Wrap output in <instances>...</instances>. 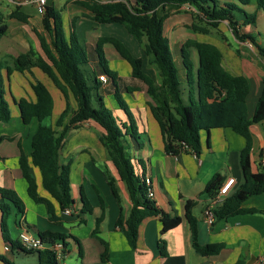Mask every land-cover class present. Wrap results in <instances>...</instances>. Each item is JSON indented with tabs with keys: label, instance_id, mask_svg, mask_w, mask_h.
<instances>
[{
	"label": "trees",
	"instance_id": "1",
	"mask_svg": "<svg viewBox=\"0 0 264 264\" xmlns=\"http://www.w3.org/2000/svg\"><path fill=\"white\" fill-rule=\"evenodd\" d=\"M74 4L87 11L90 19L97 24L124 27L127 33L142 45L148 65L158 72L161 80L159 83L144 71L145 59L134 56L126 44L116 37H100L97 53L103 62L104 46L112 45L131 66L132 76L147 85L148 94L152 99L148 107L159 124L165 151L168 154L178 156L182 152L190 151L200 156L201 132L212 129L230 128L245 140V146L240 152L243 183L232 196L215 209L216 221L261 213L256 209L244 208L243 203L254 196L264 194V162L258 163L255 170L254 136L251 131V127L256 124H262L264 131V79L254 114L250 118L247 107L251 88L250 79L244 75L235 76L226 70L222 64L223 54L216 45L189 39L180 50L182 66L186 73V81L182 83L179 69L174 61L171 42L165 36V23L169 17V9L190 8L197 17L202 18L214 29H218L222 22H227L233 37L239 42L251 41L264 60V42L259 43L253 34L241 31L243 26L256 27L258 11L264 12V0H75ZM251 5L256 7L254 12L246 9ZM20 9V6L17 7L9 17L28 23L30 16ZM61 12L54 5L45 7L42 22L45 32L51 37V43L44 35L38 34L45 58L31 49L12 58V68H8V77L12 69L21 73L27 71L32 76L33 68L40 69L57 88L65 103L55 127L45 125L44 122L53 116L55 101L48 87L33 76L35 81L32 83V90L35 101L21 99L17 103L25 124H29L33 119L39 122L32 138V158L41 172L43 187L58 203L61 212L72 209L74 199L71 194L70 168L61 165L60 152L71 129L77 128L78 124L83 122L95 124L101 130L100 140L107 150L117 176L116 178L107 175L112 191L120 200L116 188V179H119L126 185L131 201L130 213L128 215L121 213L116 225L131 250L136 251L140 227L146 219L159 217L162 223L161 235H164L177 228L182 218L164 213L149 197V191L153 188L147 184L145 163L139 161L135 164L127 140L132 138L139 141L138 127L118 93L116 98L120 107L128 114L130 124L119 125L117 118L106 107L99 95L100 79L93 85L87 83L81 71L88 62L87 52L80 45L74 30L67 40ZM191 28L196 33L209 34L206 27L194 24ZM8 31L9 25L0 12V38L7 35ZM192 49L198 53V66L191 58ZM104 73L114 82L116 81L115 72ZM185 90L188 94L187 99L184 98ZM5 95V78L0 70V122L8 123L11 120V111ZM93 101L96 102L97 107L94 106ZM259 156L261 159L264 158V147ZM1 160L3 157L0 155ZM20 167L28 183L29 196L36 203L46 206L51 221H58L53 203L39 195L29 160L23 153L20 157ZM138 167L142 170L141 173ZM222 180L220 175H216L206 186L205 193L211 200L219 191ZM0 196L3 199L0 203L1 228L5 239L8 240V221L13 208L22 216L25 215L26 209L22 199L14 190L0 188ZM82 202V213L93 212V207L83 193ZM195 205V201L188 200L185 212L193 249L201 257L218 256L225 248L224 244L200 243L199 221L193 213ZM39 236L51 243L63 240L62 235L51 232H43ZM22 249L28 253H44L47 255L48 264H59L51 251L33 252L23 247ZM159 249L163 257H168L165 240L159 241ZM107 257L108 247L102 258L106 261Z\"/></svg>",
	"mask_w": 264,
	"mask_h": 264
},
{
	"label": "crops",
	"instance_id": "2",
	"mask_svg": "<svg viewBox=\"0 0 264 264\" xmlns=\"http://www.w3.org/2000/svg\"><path fill=\"white\" fill-rule=\"evenodd\" d=\"M10 1L16 4L15 0ZM246 9L254 12L256 7L251 5ZM77 10L82 15L84 14L83 17L90 18L87 11L81 8ZM21 12L24 11L21 10ZM74 15V17H79L76 16L77 14ZM260 20L264 21L262 11H258L256 27L243 26L241 30L245 33H259L258 35L262 38L264 35L260 33L258 27ZM127 34L123 27L117 34L101 37L117 38L123 35L124 39L127 38L132 45L131 48L127 42V44L124 42L133 55L144 58L142 52L135 50L136 46L133 44L135 41L132 40V42ZM22 40H25L22 36L10 35V28L7 35L0 38V70L5 78V96L11 111V120L8 123L0 122V155L3 157L0 161V188L14 190L22 199L26 209L25 215L22 216L13 208L8 221V240L2 232L0 211V264H48L46 254L28 253L22 249L19 237L23 232L37 236L43 232L62 235L63 240L57 241L64 243L62 259L66 264H204L206 262L210 264H264V194L254 196L243 203L244 208L256 209L261 213L239 215L216 221L213 226L209 225L204 215L205 209L211 204L205 188L216 175L223 178L222 185L229 179H235L236 184L228 197L232 196L242 185L240 152L245 146V140L230 128L212 129L201 132L202 153L200 156L190 151L182 152L178 156L168 154L165 151L159 124L149 110L148 103H151L152 99L144 83L131 87V90L127 89L134 103L130 106L126 105L140 133L139 141L132 138L127 140L130 143L131 155L135 164L139 161L145 163L146 177L152 181L155 195L153 200L164 213L180 216L181 224L161 235L160 218L154 216L146 219L140 227L137 250H131L116 225L121 213L124 215L130 213L129 194L126 185L116 179L120 200L115 197L107 175L110 174L116 178L117 176L107 150L100 140L101 130L90 122L80 123L77 128L71 129L66 135L60 152L61 165L70 168L71 194L74 199L72 213L61 212L58 203L43 187L41 172L32 158V138L38 129L39 122L33 119L29 124H25L17 104L21 99L35 101L32 90L34 78L42 81L49 90V83L54 85L38 68L31 70L34 78L27 71L21 73L14 69L8 77V68H12V58L31 50L30 47L23 52L15 50L14 44L20 46L19 42ZM96 40L97 38L94 41L95 45L98 43ZM202 42L216 45L209 41ZM258 42L263 43L264 41ZM218 48L221 50L220 47ZM36 52L45 58L41 46L36 48ZM248 52L241 51L240 55L237 51L227 55L222 52V64L231 74L244 75L250 79L251 88L247 98V107L251 118L261 94L264 60L256 51ZM87 66L88 62L82 68ZM91 66L93 70H90L89 74L93 85L105 73L98 75L95 64ZM181 74L183 81H186V73ZM149 75L155 78L151 72ZM107 78L109 82V77ZM117 79L118 76L115 82L112 80L116 85ZM107 84L101 82V89ZM12 89L15 90L16 97L13 96ZM64 108L63 100L59 113L53 112V116L48 118L44 124L55 127ZM119 110L115 107L120 122L130 124V118L125 110L127 117ZM12 125L13 129H11ZM251 131L254 136L253 161L256 170L257 164L261 161L260 151L264 147L262 124L253 125ZM22 153L29 160L39 195L53 203L58 221H51L46 206L36 203L29 196L28 183L20 167ZM138 170L139 173L142 172L139 167ZM82 193L89 200L93 212L82 213ZM188 200L196 203L193 213L199 221L200 243L225 245L218 256L201 257L195 253L191 242L190 226L185 219ZM2 201L0 196V203ZM161 239L166 241L168 257H163L159 249ZM106 247H108V257L105 261L102 256L106 252Z\"/></svg>",
	"mask_w": 264,
	"mask_h": 264
},
{
	"label": "rangeland",
	"instance_id": "3",
	"mask_svg": "<svg viewBox=\"0 0 264 264\" xmlns=\"http://www.w3.org/2000/svg\"><path fill=\"white\" fill-rule=\"evenodd\" d=\"M16 4L11 3L10 0H0V12L5 17V22L9 25L10 35H18L24 37L25 40L19 42L20 46L14 44L15 50L18 52L26 51L32 49L36 51V48L40 47L38 34L44 35L48 42L51 43L50 35L45 32L43 27V13L44 10H39L34 5H27L25 3L26 0H15ZM75 0H47V5H54L57 9L61 10V14L64 21V30L67 40L70 39V33L74 30L79 39L80 45L86 50L88 55V66L82 68V73L89 85H92L90 81V70L92 69L91 64H95L97 74H103L106 72H115L118 76L117 85L113 83L112 79L109 78V82L107 85L102 86L100 88L99 95L102 97L106 107L112 112V114L117 118V122L119 125H122L120 120L118 119V115L116 114L115 107L120 109L125 117H127L124 110L120 107L118 100L116 98V94L118 93L121 99L128 105L133 104L132 95L128 94V90L135 85L143 84L142 81L134 79L132 77V69L127 61H125L115 50L112 45L104 46V56L105 60L101 62L100 57L97 53V45H95V39L101 36H109L111 34H117L120 29H123L120 25H100L95 23L92 19L88 17H83L81 13L78 12V6L74 4ZM20 6V10L24 11L26 14L30 16L28 20V24L19 22L17 20L11 19L9 15L13 13L17 7ZM169 17L165 23V36L170 40L173 52H174V61L179 69V77L181 82L183 81L182 72H185L184 67L182 66V57H181V47L182 45L189 39L198 40V41H209L215 43L218 47L221 48L222 52L225 55L230 52L239 54L241 51L249 53L248 51H256L258 50L252 44L251 41L247 42H239L237 41L229 27L227 22H222L218 29H214L210 27L202 18L196 16L194 10L182 7L180 9H169ZM79 17H74L75 15ZM76 18V20H75ZM75 20V21H74ZM199 25L201 27H206L209 30V34L196 33L192 30V25ZM259 31L264 35V21L260 20ZM119 29V30H118ZM122 31V30H121ZM242 31V30H241ZM126 33V32H125ZM243 33H245L243 31ZM259 33L254 32L253 35L256 37L257 41H264V36L262 38L258 35ZM127 37L131 39L133 44L136 46V51L138 50L140 53L142 52V56L145 59L144 71L149 74L151 72L154 74L155 79H157L158 83L161 81L158 75V72L154 71V67L148 65L147 59L143 52L142 45L138 44V42L127 34ZM121 39L123 42H127L130 45L129 41L124 39V36L117 37ZM96 40V43H97ZM126 43V44H127ZM37 45V46H36ZM129 48V47H128ZM191 51V58L198 66L199 57L198 53L195 49ZM240 55V54H239ZM181 58V60H180ZM1 62V61H0ZM103 63V64H102ZM42 78V77H41ZM49 88L55 100V109L54 113L58 114L60 110V104L63 101V98L60 96L57 88L52 86L49 83ZM13 96L16 97L15 90H11ZM96 95V94H95ZM141 95V94H139ZM187 91H184V98L187 99ZM62 98V101H61ZM61 101V102H60ZM94 106L97 107L95 101H93ZM13 125L12 128L13 129ZM129 139V138H127ZM261 163L264 162V158L261 159ZM20 197V196H19Z\"/></svg>",
	"mask_w": 264,
	"mask_h": 264
},
{
	"label": "built area",
	"instance_id": "4",
	"mask_svg": "<svg viewBox=\"0 0 264 264\" xmlns=\"http://www.w3.org/2000/svg\"><path fill=\"white\" fill-rule=\"evenodd\" d=\"M25 3L27 5H34L39 10H45L47 5V0H26ZM100 81L104 84H107L108 78L106 75H101L99 77ZM147 184L152 187V181L148 178ZM235 179H229L224 182V184L220 187L217 192L215 198L211 200V204L205 209L204 215L209 225L213 226L216 222L215 219V209L224 203V201L228 198L231 190L235 186ZM154 191L151 189L149 191V197L154 198ZM65 214H71L72 209H67ZM21 246L33 252H41V251H51L55 254L59 264H66L63 262V252H64V243L62 241H55L53 243L43 240L40 236L33 235L29 232H23L19 237ZM8 250V248H6Z\"/></svg>",
	"mask_w": 264,
	"mask_h": 264
},
{
	"label": "water",
	"instance_id": "5",
	"mask_svg": "<svg viewBox=\"0 0 264 264\" xmlns=\"http://www.w3.org/2000/svg\"><path fill=\"white\" fill-rule=\"evenodd\" d=\"M204 264H210L209 262H206V263H204Z\"/></svg>",
	"mask_w": 264,
	"mask_h": 264
}]
</instances>
